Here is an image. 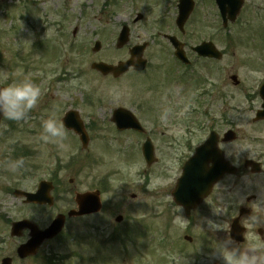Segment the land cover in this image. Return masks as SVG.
I'll return each instance as SVG.
<instances>
[{
    "label": "rangeland",
    "instance_id": "374dc122",
    "mask_svg": "<svg viewBox=\"0 0 264 264\" xmlns=\"http://www.w3.org/2000/svg\"><path fill=\"white\" fill-rule=\"evenodd\" d=\"M254 5L264 10V0H246V7ZM122 13V19L111 18L101 0H0V86L28 78L42 93L26 120L5 118L1 125L0 262L11 257L15 264H225L214 255L218 238L211 213L188 219L171 207L170 191L179 176L176 156L183 151L161 150L162 162L151 170L149 180L137 138L117 139L110 130L115 109L131 110L148 125L145 116L172 111L176 97L173 88L158 92L153 86L162 73H155L159 58L153 49L167 46L153 31L159 11L131 29L129 44L119 50V32L133 16L132 9ZM209 33H200L192 18L185 41L194 45ZM144 40L155 44L145 53L152 64L143 75L131 70L114 79L91 68L95 62L116 66L128 61V49ZM96 42L102 49L94 53ZM71 110L78 111L93 132L86 151L67 129L63 147L40 139L43 119L54 115L61 122ZM12 146L26 152L23 167L14 170L10 163L18 159ZM47 180L54 182L52 207H31L13 195L15 189L35 191ZM92 190L102 192L99 215L68 220L60 237L45 243L36 258L17 257L28 236L12 238L13 222L28 219L45 229L57 215L75 208V193ZM117 216L124 217L123 223L115 221ZM185 236H192V243L185 242Z\"/></svg>",
    "mask_w": 264,
    "mask_h": 264
},
{
    "label": "flooded vegetation",
    "instance_id": "af4514ba",
    "mask_svg": "<svg viewBox=\"0 0 264 264\" xmlns=\"http://www.w3.org/2000/svg\"><path fill=\"white\" fill-rule=\"evenodd\" d=\"M101 1L105 8L110 9L113 19H122L125 16L122 10L132 9L130 15L133 16L127 17L131 19V29L137 28L148 16L159 11L153 31L167 46L153 49L159 58L155 73L162 71L153 86L158 92L164 88L172 91L173 88L176 96L170 106L172 111L145 116L150 122L148 125L138 118L144 127L142 133L135 130L117 131L114 126L111 130L113 135L117 139L137 138L140 152H143L145 143L151 142L159 162L148 168L145 171L147 174H151V170L162 162L161 150H187L176 156L181 175L187 159L195 158L198 148L203 146L202 166L217 177V182L212 186L209 197L191 214L211 213L212 231L218 238L217 248L222 247L220 243L245 250L251 248L256 254L257 264H264L262 6H255L257 3H254L253 8L245 7V2L238 20L232 24L228 10L221 11L216 0H194L190 19L194 18L200 33L203 29L210 33L195 45H189L185 41L186 31L179 30L176 21L181 0ZM137 18L140 21L135 23ZM47 25L48 22H45L44 26ZM170 36L183 43L187 58L185 62L181 63L176 58L175 49L169 43ZM146 43L144 40L133 46ZM204 43H210L216 49L213 58L194 51V47ZM148 44L145 53L155 43L152 41ZM147 60L148 64H152L151 59ZM7 130L11 131L12 128ZM86 133L90 142L93 132L86 129ZM76 138L79 139L78 136ZM126 157L129 160L132 155ZM189 228L190 223L186 230ZM225 254L228 253L225 251Z\"/></svg>",
    "mask_w": 264,
    "mask_h": 264
},
{
    "label": "water",
    "instance_id": "95a60500",
    "mask_svg": "<svg viewBox=\"0 0 264 264\" xmlns=\"http://www.w3.org/2000/svg\"><path fill=\"white\" fill-rule=\"evenodd\" d=\"M186 0L183 1V4L180 6L181 14L179 16V25L181 27L187 21V18L190 15V5L185 6ZM222 3V0H218ZM230 2L231 7V16L232 21L236 20V16L239 14L244 0H228ZM129 29L126 27L121 32V35L118 40V47L123 48L126 46L129 41ZM174 40V39H173ZM174 46L178 48L180 45L177 41H173ZM146 46H138L131 50L130 54L132 58L128 60L126 63H119L116 67L105 65L103 63H95L92 65L94 70H98L102 73V75L107 76L108 74H112L114 77L118 78L121 74L128 72L130 67H134L137 71L144 70L146 68V62L143 60V52ZM101 49L99 43L95 44L94 52H98ZM196 51L200 52L202 55L212 56L215 55L216 51L213 48H209V45H203L196 49ZM177 56L181 59L184 54L180 48L177 49ZM219 57V56H218ZM2 119V114H0V122ZM113 121L117 125L119 130L124 129H136L141 130L139 122L134 118L131 112L119 108L115 111L113 115ZM63 123L69 129L75 131L81 136L82 143L84 146H88V138L86 133H84L83 122L80 121L79 115L76 112H69L66 114V117L63 119ZM143 151L145 154L146 162L149 165L154 164V151L150 144H147L143 147ZM195 160H190L186 163L183 171V176L178 180L177 187L173 191V196L176 204L181 205L185 208L186 214L189 216L190 211L196 208L199 205V202L209 195V190L211 185L215 182L216 179H212L207 176H201L205 173L202 172H194L192 171L193 163ZM201 174V175H198ZM39 190L36 194L24 193L21 191H16L15 195L18 197H25L26 203H35L41 205H53L54 199L51 197V191L54 189L52 183L42 182L39 185ZM76 204L78 210H71L68 214V217H81L84 215H92L94 213H99L102 210L101 207V196L98 192H91L86 194H77L76 195ZM123 220L122 217L117 218L118 222ZM66 224L65 216L59 215L55 221L49 226L48 229L41 231L38 227L33 224L31 221H20L13 225L12 227V236L17 237L22 235V231L28 230L30 232V239L27 244L21 245L18 248L17 253L20 255L22 259L28 258L29 256L37 255V251L39 247L46 241L55 238L58 236ZM1 264H11V259H5Z\"/></svg>",
    "mask_w": 264,
    "mask_h": 264
},
{
    "label": "clouds",
    "instance_id": "9594fccd",
    "mask_svg": "<svg viewBox=\"0 0 264 264\" xmlns=\"http://www.w3.org/2000/svg\"><path fill=\"white\" fill-rule=\"evenodd\" d=\"M4 78L6 79V76ZM41 94V88L28 78L13 81L6 87H0V114H2V119L6 118L17 122L26 120L32 110L37 107ZM41 127L40 139L44 143H53L58 147L64 146L67 134L63 123L54 115L43 119ZM23 165L24 160L22 158L10 163L13 170L23 167ZM220 244L222 247L215 248L214 255L222 257L225 264H257V257L253 249L245 250L236 246L229 247L226 243ZM225 251L228 255H225Z\"/></svg>",
    "mask_w": 264,
    "mask_h": 264
},
{
    "label": "trees",
    "instance_id": "16d2710c",
    "mask_svg": "<svg viewBox=\"0 0 264 264\" xmlns=\"http://www.w3.org/2000/svg\"><path fill=\"white\" fill-rule=\"evenodd\" d=\"M18 154V153H17ZM18 156V155H17ZM21 158V157H20Z\"/></svg>",
    "mask_w": 264,
    "mask_h": 264
}]
</instances>
